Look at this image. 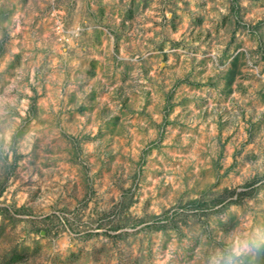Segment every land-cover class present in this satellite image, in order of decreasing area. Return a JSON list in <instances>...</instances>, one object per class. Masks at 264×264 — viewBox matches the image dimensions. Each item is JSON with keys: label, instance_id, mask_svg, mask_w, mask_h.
I'll list each match as a JSON object with an SVG mask.
<instances>
[{"label": "rangeland", "instance_id": "374dc122", "mask_svg": "<svg viewBox=\"0 0 264 264\" xmlns=\"http://www.w3.org/2000/svg\"><path fill=\"white\" fill-rule=\"evenodd\" d=\"M217 254L264 264V0H0V264Z\"/></svg>", "mask_w": 264, "mask_h": 264}, {"label": "clouds", "instance_id": "9594fccd", "mask_svg": "<svg viewBox=\"0 0 264 264\" xmlns=\"http://www.w3.org/2000/svg\"><path fill=\"white\" fill-rule=\"evenodd\" d=\"M233 243V252L236 254L248 250L249 245L247 241L235 238ZM211 264H232V261L230 257H226L223 254H217L212 258Z\"/></svg>", "mask_w": 264, "mask_h": 264}]
</instances>
